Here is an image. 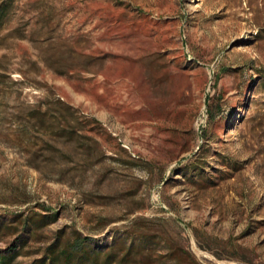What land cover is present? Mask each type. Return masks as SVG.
I'll return each instance as SVG.
<instances>
[{
  "label": "rangeland",
  "instance_id": "374dc122",
  "mask_svg": "<svg viewBox=\"0 0 264 264\" xmlns=\"http://www.w3.org/2000/svg\"><path fill=\"white\" fill-rule=\"evenodd\" d=\"M7 1L0 218L56 213L12 264L59 230L100 246L136 221L201 264H264V0ZM50 92L101 122L97 154L38 138L28 112Z\"/></svg>",
  "mask_w": 264,
  "mask_h": 264
},
{
  "label": "trees",
  "instance_id": "16d2710c",
  "mask_svg": "<svg viewBox=\"0 0 264 264\" xmlns=\"http://www.w3.org/2000/svg\"><path fill=\"white\" fill-rule=\"evenodd\" d=\"M7 3V0L1 1L0 17L6 11ZM27 118L38 129V138L54 153L58 152V148L44 140L43 136L50 135L56 140H74L81 145L84 138H93L94 145H89L90 150L87 149L93 156L98 152V143L91 134L106 135L101 122L95 117L81 116L77 108L51 92L29 110ZM36 206L42 207V211L31 209L26 213H13L9 223L0 218V234L8 231L15 234L21 228L11 248L0 252V264H12L21 254L20 250L30 233L56 217V213H49L42 205L36 203ZM109 237L111 241L108 244L97 246L90 237L83 236L77 230L69 233L59 230L53 241L45 246L42 255L30 264H201L183 246L165 238L161 233L149 230L142 221L126 227L119 237H112L111 234Z\"/></svg>",
  "mask_w": 264,
  "mask_h": 264
}]
</instances>
